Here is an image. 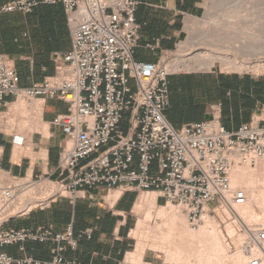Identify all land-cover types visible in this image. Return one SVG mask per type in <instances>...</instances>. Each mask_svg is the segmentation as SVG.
Wrapping results in <instances>:
<instances>
[{
    "label": "built area",
    "instance_id": "obj_1",
    "mask_svg": "<svg viewBox=\"0 0 264 264\" xmlns=\"http://www.w3.org/2000/svg\"><path fill=\"white\" fill-rule=\"evenodd\" d=\"M143 1L0 3V13H30L40 4L60 3L72 36L71 51L53 55L55 75L27 88L20 87L17 68L0 57V118L9 106L8 97L65 101L69 112L53 121L65 134L59 163L64 178L54 183L58 188L54 199L67 193L77 200L85 189L94 188L154 191L164 199V208H177L196 229L207 209L212 215L218 209L235 210L247 204V193L234 188L232 174L242 167H264V121L253 119L229 130L215 117L181 129L173 127L165 116L171 95L169 65L134 58L139 31L136 14ZM125 119L126 134L120 129ZM18 141L22 144L24 139ZM43 183L34 182L28 188ZM25 189V185L2 189L0 214ZM38 206L47 207L43 201ZM30 211L24 208L17 216ZM4 225H0V248L51 243L52 259H17L0 252V264H79L77 257L68 259L64 252L67 248L77 251L79 240L92 236L90 231L76 235L72 228L55 233L48 228L16 230ZM248 231L243 249L249 264H264V226L248 227Z\"/></svg>",
    "mask_w": 264,
    "mask_h": 264
},
{
    "label": "crops",
    "instance_id": "obj_2",
    "mask_svg": "<svg viewBox=\"0 0 264 264\" xmlns=\"http://www.w3.org/2000/svg\"><path fill=\"white\" fill-rule=\"evenodd\" d=\"M206 1L144 0L136 14L135 60L167 61L187 40V22L204 17ZM71 49L72 36L62 4H40L30 13H0V57L17 68L20 87L53 77V55ZM169 82L170 105L165 116L177 129L216 117L229 130H237L264 111V78L210 71L172 73ZM7 101L9 106L0 118V189L62 180L59 163L65 134L53 121L69 112V104L57 98L26 102L8 97ZM18 139H24L23 143ZM82 195L77 200L58 197L46 208L27 209L32 210L9 218L4 228H48L55 233L72 228L76 235L90 231L91 238H81L77 251L67 248L64 252L68 259L77 257L79 264H162L159 251L144 243L140 247L138 239L139 224L146 223L151 214H146V208H163L159 193L117 187L85 189ZM52 248L51 243L26 242L5 246L0 252L17 259L50 261Z\"/></svg>",
    "mask_w": 264,
    "mask_h": 264
},
{
    "label": "rangeland",
    "instance_id": "obj_3",
    "mask_svg": "<svg viewBox=\"0 0 264 264\" xmlns=\"http://www.w3.org/2000/svg\"><path fill=\"white\" fill-rule=\"evenodd\" d=\"M205 8L206 13L204 17L194 22L192 27L187 28V40L183 43L186 44V46L182 44L177 51L168 57L166 62L169 65L171 73L179 75L184 73H208L210 71H218L225 74H241L264 78L263 70L255 72L252 68H249L240 72L236 70L231 71L228 67L220 65L219 63L210 67V69H207L205 66L196 65V59L201 57L210 58L216 55L221 58L230 59L231 61L247 62L251 65L264 64V54L258 53L255 55L257 52L246 49V45L248 46L249 39H251L253 35L260 37V45L264 44V0H207ZM188 53L190 54L189 56H187ZM182 62H184V64L180 66ZM256 119L264 121V111L259 113ZM120 129L125 134L127 133V119L124 120ZM259 167L249 168H251V170L253 168L256 173H259ZM261 176V182L257 184V186L260 184L261 187L257 189L250 188V191L248 190L249 192L246 190L247 196L250 199H248L249 205L251 204L249 206L250 209L261 219L259 217V219H255L248 215L243 217L242 220L238 219V221H236V216L229 209H218L208 219L218 227L225 245L228 246L230 254L232 253L235 257L239 251L244 250L243 244L249 236L248 227L264 226V175ZM43 184H45V186L37 184L21 192L17 200L12 203L2 216H0V225L10 216L17 217V214L24 208H46V206H38V208L36 206L42 201L45 202V205H48L54 200L53 195L58 188L55 184L50 182H44ZM252 190H254V192ZM250 194L253 196L252 198ZM255 194H257V196ZM64 195L69 196L67 193ZM1 200L2 190L0 189V202ZM162 210L165 211L169 218L176 216L175 219L181 224L176 235L168 241L162 239L163 233L167 232V228L163 225L166 218L161 217V215L158 216L159 212ZM148 212H150L152 216L145 223L144 233L140 235L143 236L141 239L143 240L144 246L159 251L162 264H182L176 259H172V247L178 244L181 247V252L187 255L189 251V238L185 234V229L190 232H192V230L200 231L206 221L202 220L200 226L194 229L189 225L186 216L175 207L158 208L157 206L149 205V207L146 208V214ZM228 225H231L234 229L233 236H230L228 233ZM195 260L194 262L190 261V263L197 264ZM246 263L249 264V261H246ZM246 263L241 262L239 264Z\"/></svg>",
    "mask_w": 264,
    "mask_h": 264
},
{
    "label": "bare ground",
    "instance_id": "obj_4",
    "mask_svg": "<svg viewBox=\"0 0 264 264\" xmlns=\"http://www.w3.org/2000/svg\"><path fill=\"white\" fill-rule=\"evenodd\" d=\"M193 24H194V21L193 22L188 21L187 22V28L192 27ZM245 41H246V39H245ZM260 44H261L260 37L253 35V36H251V39H249L248 46L246 45V47H247L246 49L249 51L257 52L255 55H257L258 53L264 54V44L263 45H260ZM183 46H186V44H183ZM249 53H251V52H249ZM189 55L190 54L188 53L187 56H189ZM196 60H197V64H196L197 66H205L207 69H210V67L215 66V64L219 63L220 65L228 67V69L231 71L236 70V71L241 72V71L247 70L249 68H252L255 72H260L262 70L264 71V64L251 65L250 63H247V62H237V61H231L230 59L221 58L218 55L212 56L210 58L201 57V58L196 59ZM183 64H184V62H182L180 64V66H182ZM259 169H260V170H258L259 173H256L253 170V168L251 170V168H249V167H242L240 169L235 170L232 174V183H233L234 188H239V189L245 188L243 190L246 192V190L250 191V188L257 189L258 187H261L260 184L258 186H257V184L259 182H261V178H262L261 175H264V174H262V173H264L263 172L264 167L260 166ZM252 191L254 192V190H252ZM27 193H28V191H27ZM255 195L257 196V194H255ZM250 196H251V194H250ZM252 197L253 196H251V198ZM247 199H249L248 196H247ZM247 202H248V200H247ZM250 205L248 202L247 204H245L242 207H238L235 210H231L234 213V215L236 216V221H238V219L242 220L243 217L248 216V215H250L252 218H255V219H257L259 217L258 215L253 213L254 211L252 212V209H250V207H249ZM160 215H161V217L166 218L165 221L168 220L166 222L164 221V223H163V225H165V227L167 228V232L163 233V237H162L163 240L168 241L169 239H172L176 235V233L179 231V226L181 224H179L177 222V219H175L176 216H173V218H171V217L169 218V216L167 217V214L163 210L160 213ZM0 216H2V214H0ZM150 216H151V214L148 215L147 218L149 219ZM210 217H211V215L209 214V210L207 209L205 211V213L203 214V220H205L206 222L200 231L192 230V232H190V231H187L185 229V234L189 238V242H188V246H189L188 250L189 251H188L187 255H184L181 252L182 251L181 247L178 244L175 246L173 245L174 246V247H172L173 252H171L172 256H173L172 259L173 260L176 259L179 263H182V264H191L190 261H191V258L193 256H194L193 257L194 260L196 257L195 261H197L196 262L197 264H239L241 262L246 263V261H249L250 258L244 250L239 251L236 257L234 255H232V253L230 254L228 246L225 245V242L222 238L220 231L218 230V227H216L213 223H211L208 220ZM143 222H141L139 224V227H138V232L140 233V235H142V233H144V231H142V230H144L143 226L145 223H143ZM227 230H228V233L230 236L234 235L233 234L234 229L231 225L227 226ZM139 236H138V239H139V244L141 247V245H143V240L141 239V237L143 238V236H140V237ZM193 259H192V261L194 262ZM192 264H194V263H192Z\"/></svg>",
    "mask_w": 264,
    "mask_h": 264
},
{
    "label": "trees",
    "instance_id": "obj_5",
    "mask_svg": "<svg viewBox=\"0 0 264 264\" xmlns=\"http://www.w3.org/2000/svg\"><path fill=\"white\" fill-rule=\"evenodd\" d=\"M226 127V126H225ZM227 128V127H226ZM228 129V128H227Z\"/></svg>",
    "mask_w": 264,
    "mask_h": 264
}]
</instances>
